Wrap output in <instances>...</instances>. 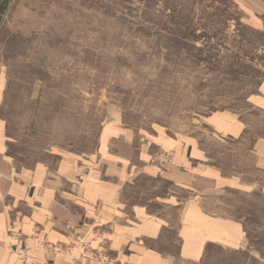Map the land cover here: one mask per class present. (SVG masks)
I'll list each match as a JSON object with an SVG mask.
<instances>
[{"label":"rangeland","instance_id":"1","mask_svg":"<svg viewBox=\"0 0 264 264\" xmlns=\"http://www.w3.org/2000/svg\"><path fill=\"white\" fill-rule=\"evenodd\" d=\"M257 65L264 37L211 0H10L0 24L8 150L90 152L108 116L193 132L199 116L240 104ZM232 198L247 242L211 246L200 264H264V199Z\"/></svg>","mask_w":264,"mask_h":264},{"label":"crops","instance_id":"2","mask_svg":"<svg viewBox=\"0 0 264 264\" xmlns=\"http://www.w3.org/2000/svg\"><path fill=\"white\" fill-rule=\"evenodd\" d=\"M9 3L0 0V24ZM211 3L264 37V0ZM256 68L240 104L199 116L193 132L116 118L90 152L13 154L0 115V264H100V254L121 264H200L211 246L242 249L232 197L264 199V66ZM3 90L0 81V113ZM12 234L29 245L25 261Z\"/></svg>","mask_w":264,"mask_h":264},{"label":"built area","instance_id":"3","mask_svg":"<svg viewBox=\"0 0 264 264\" xmlns=\"http://www.w3.org/2000/svg\"><path fill=\"white\" fill-rule=\"evenodd\" d=\"M106 120L109 121V122H113L114 119L111 118V117H106ZM11 237L17 242V244L14 246V251L17 253V255L19 256V258L22 260V261H25L28 254H29V245L27 242H25V240H22V238H20L17 234H12ZM78 239L80 240L81 242V247L82 248H86L87 245L85 242L82 241V238L81 236H77ZM37 244L39 245H43L44 243L40 240H37ZM44 246H46L47 248H56L55 246H51V245H46L44 244ZM97 258L100 262V264H121L120 262H117L116 260L108 257L107 255L105 254H100V255H97ZM36 264H45V263H42V262H36Z\"/></svg>","mask_w":264,"mask_h":264}]
</instances>
